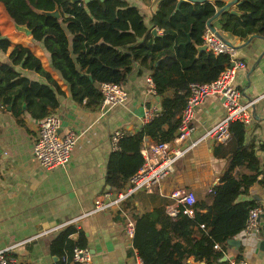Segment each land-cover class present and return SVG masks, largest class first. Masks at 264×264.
Listing matches in <instances>:
<instances>
[{
	"label": "trees",
	"instance_id": "obj_1",
	"mask_svg": "<svg viewBox=\"0 0 264 264\" xmlns=\"http://www.w3.org/2000/svg\"><path fill=\"white\" fill-rule=\"evenodd\" d=\"M178 1L159 0L146 21L126 0H0L8 17L26 24L33 40L42 44L51 68L67 84L71 97L86 107L100 104V83L123 85L135 63L151 70L161 96L160 114L135 133L122 130L106 166L105 184L111 190L123 189L143 164L140 146L145 137L172 139L189 84L216 79L229 62L228 55L216 56L207 50L198 54L197 50L204 44L202 36L208 21L214 19L224 2L182 1L176 8ZM55 7L60 18L40 12ZM237 11L221 12L222 29L243 38L253 34L264 38V0H239ZM153 29L163 32L154 34ZM0 30L19 41L20 36L11 33L12 25L1 6ZM0 50L8 54L0 60V106L11 107L18 114L23 112L21 104L25 102V111L31 117L43 118L58 105V97L64 92L28 47L11 45L1 32ZM26 71L39 74L45 82L29 78ZM230 131L228 166L208 200L195 198L192 215L181 204L175 215H170L165 206L134 214L132 243L144 264H231L228 259H220L226 254L227 241L243 230L249 210L258 205L255 200L238 198L264 173V161L256 155L264 145L257 149L246 141L242 122H232ZM76 232L77 239H72ZM76 247L88 248L85 235L75 225H66L50 241L49 251L57 258L51 264H84L73 260ZM241 260L239 254L234 264Z\"/></svg>",
	"mask_w": 264,
	"mask_h": 264
},
{
	"label": "crops",
	"instance_id": "obj_2",
	"mask_svg": "<svg viewBox=\"0 0 264 264\" xmlns=\"http://www.w3.org/2000/svg\"><path fill=\"white\" fill-rule=\"evenodd\" d=\"M126 1L135 5L146 21L159 2ZM219 1L226 4L232 0ZM230 9L238 10V4L234 3L226 10ZM220 20L221 13L211 21V26L233 44L237 57L246 62V68L237 74L236 85L241 91L242 102L253 103L251 123L245 126L246 141L254 143L258 149L264 145V38L258 35L248 39L226 32ZM162 32V29H156V34ZM5 36L11 45L28 47L64 92L50 112L60 118V133L75 132L77 141L72 159L65 166L46 170L32 151L38 135V119L25 111L26 104L25 108L22 106L25 102L21 104L23 112L18 114L12 112L11 107L0 106V250H10L12 264H51L55 261L49 251L51 239L63 227L73 224L85 235L91 254L90 264H134L137 250L124 232L127 219L134 220V214L161 206L167 211L169 208L178 209L180 204L171 196L176 188L193 192L196 200H208L211 189L220 183L230 159V140L221 143L202 137L224 116L221 99L208 98L196 108V128L185 144L197 143L177 160L170 175L150 190L137 191L121 204L94 211L96 198L106 191L115 193L105 184L107 161L113 150L112 132L120 129L135 133L143 125V103L147 98L145 77L151 75V70L135 63L123 84L128 92L124 104L105 109L99 105L90 108L71 97L67 84L51 68L49 55L41 43L34 41L32 36L25 35L19 41L11 39L9 34ZM7 55L0 50L1 61ZM25 74L45 82L37 73L26 71ZM152 100L160 106L161 96ZM160 140L163 138L145 137L142 143L148 145ZM259 151L263 162L264 150ZM238 200H255L264 209V173ZM260 225L263 229L264 215L260 218ZM77 237V232L71 236L72 239ZM232 238L239 244L228 245L225 256L231 264L239 254L246 264H264L263 231L247 234L241 230Z\"/></svg>",
	"mask_w": 264,
	"mask_h": 264
},
{
	"label": "built area",
	"instance_id": "obj_3",
	"mask_svg": "<svg viewBox=\"0 0 264 264\" xmlns=\"http://www.w3.org/2000/svg\"><path fill=\"white\" fill-rule=\"evenodd\" d=\"M203 40L206 50L216 56L228 55L229 62L225 65L216 79L208 82L193 81L189 84V94L186 103L179 116V124L171 140H160L151 144H141L140 151L144 158L141 167L129 178L124 188L115 191L104 192L94 201V211H101L113 205L126 201L134 193L140 190H150L153 185L158 184L172 173L177 160L185 154L197 141L188 145L185 143L195 131V110L205 100L211 97L221 99L225 114L220 120L213 124L203 135L202 139H213L216 142L225 143L231 138L230 125L239 121L245 126L251 123L252 101L242 102V94L236 85V77L240 69L246 68V62L237 57L236 48L219 37L209 26L203 32ZM146 96L143 103V124L152 121L160 114V106L152 98L156 97L157 91L155 82L149 74L145 77ZM101 94L100 108L113 107L124 104L128 99V92L124 85L112 82L99 84ZM38 135L33 143V155L40 166L46 170L65 166L73 156L74 146L77 141V134L72 131L60 133L61 121L57 114L49 112L38 120ZM123 132L116 129L112 132L110 142L113 149L117 148L119 139ZM171 196L176 198L178 203L185 205V212L192 215V205L195 203L193 192L183 188H176ZM177 208H169L168 213L175 215ZM264 215L261 205L252 207L243 228L247 234L264 232L261 229L260 218ZM133 219H127L125 234L128 239L134 235ZM73 260L76 262L90 264L91 254L88 248L76 247L73 250ZM13 257L10 250H0V264H12ZM134 264H144L138 254L135 255ZM239 264H246L243 260Z\"/></svg>",
	"mask_w": 264,
	"mask_h": 264
},
{
	"label": "water",
	"instance_id": "obj_4",
	"mask_svg": "<svg viewBox=\"0 0 264 264\" xmlns=\"http://www.w3.org/2000/svg\"><path fill=\"white\" fill-rule=\"evenodd\" d=\"M89 1H90V0H70V2H84V3H88ZM182 1H191V2H198V1H199V2H202V1H206V0H179V1H178V4H177V6H176V8L179 7V4H180ZM234 3L239 4V0H232V1H230V2H228V3H226V4H224V6H222L220 9H218V10L216 11L214 18H217L221 12H223L224 10H226L227 8H229V7H230L231 5H233ZM40 12H41L42 14L46 15V16H52V17H55V18H60V16H61L58 7H55V9H54V10H51V11H40ZM230 12H232V13H239V12H238L237 10H235V9H230ZM10 20H11L13 26L15 27L16 31H18V32H22V33H24V35H26V36H28V37L32 36V32H31V30L27 27L26 24H17V23H16L15 21H13L12 19H10ZM207 26L211 27V28L216 32V34H217L219 37H221L222 39H224L225 41H227L228 43H230V42H229L228 40H226L222 35H220V33H219L218 31H216V30L211 26V21H208ZM152 32H153L154 34H156V29H153ZM253 37H258V34H253V35H251L250 37H248V39H251V38H253ZM187 42H189V39H188ZM230 44H232V43H230ZM232 45H233V44H232ZM197 50H198V54H199V52L206 50V45H205V44L198 45V46H197ZM22 106H23V108H25V103H23ZM8 108H9V107H8ZM256 155H257L258 159L261 161V151L257 150V151H256ZM5 156H6V155H5ZM227 244H228V245H231V246H237L239 243H238V240H237V239L231 238V239H229V240L227 241ZM261 247H262V248L264 247V241L261 242ZM226 259H227V257H226V256H223L220 260H226ZM54 260H57V258L54 257ZM201 264H204V263L202 262Z\"/></svg>",
	"mask_w": 264,
	"mask_h": 264
},
{
	"label": "rangeland",
	"instance_id": "obj_5",
	"mask_svg": "<svg viewBox=\"0 0 264 264\" xmlns=\"http://www.w3.org/2000/svg\"><path fill=\"white\" fill-rule=\"evenodd\" d=\"M1 6V5H0ZM4 10V12H5V14H6V16H7V21H9V23H11V20H10V18L8 17V15H7V13H6V11H5V9H4V7L3 6H1V11H3ZM11 25H12V28H13V24L11 23ZM1 31V30H0ZM1 33L3 34V35H5V34H7L8 35V33L6 32H3V31H1ZM11 33L12 34H16L17 33V35H19L20 36V38H25L26 36L24 35V33H22V32H17L14 28H13V30L11 31ZM9 36H10V34H9ZM10 38H11V36H10ZM12 39V38H11Z\"/></svg>",
	"mask_w": 264,
	"mask_h": 264
}]
</instances>
